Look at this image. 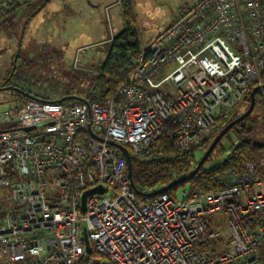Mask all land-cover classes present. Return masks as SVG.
<instances>
[{"label":"built area","instance_id":"2783aa9c","mask_svg":"<svg viewBox=\"0 0 264 264\" xmlns=\"http://www.w3.org/2000/svg\"><path fill=\"white\" fill-rule=\"evenodd\" d=\"M25 2L0 0V17ZM137 41H118L92 72L115 84L103 102L0 100V186L14 201L0 217V264H86L92 250L110 264H256L264 255V152L222 172L221 187L138 197L109 144L141 161L167 131L178 152L203 143L264 68V0H198L146 48ZM97 186L81 211L83 192Z\"/></svg>","mask_w":264,"mask_h":264},{"label":"rangeland","instance_id":"374dc122","mask_svg":"<svg viewBox=\"0 0 264 264\" xmlns=\"http://www.w3.org/2000/svg\"><path fill=\"white\" fill-rule=\"evenodd\" d=\"M197 1L130 0L142 45L146 48L160 31ZM121 11L120 0H30L14 8L0 20V87L5 82L0 100H26L28 97L16 96L17 87L24 85L64 89L67 102L74 101V96L100 94L102 82L92 72L100 68V62L109 54L111 44L106 40L111 26L116 35L124 29ZM80 47L84 49L78 50ZM169 68L171 65L162 68V74ZM248 106L240 99L234 104V115L238 117ZM245 128L248 132L243 133L244 138L264 144V111L260 105L251 111ZM217 130L216 126L210 130L207 136L210 143L219 133ZM224 141L221 145L226 146ZM201 144L193 150L197 160L208 147ZM222 162V156L212 154L207 164L217 169ZM188 187V184L180 186L176 194ZM13 205L11 186H0V214Z\"/></svg>","mask_w":264,"mask_h":264},{"label":"trees","instance_id":"16d2710c","mask_svg":"<svg viewBox=\"0 0 264 264\" xmlns=\"http://www.w3.org/2000/svg\"><path fill=\"white\" fill-rule=\"evenodd\" d=\"M30 0H26L25 4ZM120 5L122 8L123 20L125 22L124 29L118 35L115 34V38L112 43H110V50L107 58L104 63V67L108 66L110 51L114 46L120 47L117 45L118 41L121 39H126L128 37H133L138 43L137 36L138 32L135 26L134 13L130 4V0H120ZM17 7V6H16ZM11 8L4 16L0 17V20L4 19L6 15L12 11L14 8ZM97 79L102 82V89L100 94H91L85 98H80L74 96L76 101L80 100H94L97 102H103L106 97L112 94V91L115 87L114 83L105 81L104 78L96 76ZM259 82L264 84V68L260 72L259 79L254 81L249 86V91L243 97V100L249 103V92L255 87ZM5 83V82H4ZM4 83L1 84L4 85ZM17 97L23 96L24 98L38 97L40 99L55 98L56 100H65L68 96H64L66 91L64 89L57 90V88L49 85H28V86H18ZM57 93L60 94L57 96ZM22 94V95H21ZM54 94V95H52ZM67 95V94H66ZM27 98V99H28ZM260 105L264 111V87H261L255 94V104ZM253 107V109H254ZM234 108V106H233ZM233 108L225 115H221L217 118L214 127H217V131H220L227 123L233 120L236 116L234 115ZM252 109V110H253ZM251 114V112H250ZM250 114L247 115L243 120L234 124L225 135L219 140L216 144L210 155L201 165L199 171L189 177L188 179L181 181L170 188L165 192L174 196L177 193V189L182 185H189V189H199V188H218L223 185L220 181V175L222 172H225L230 169H241L243 164L246 161L257 160L261 153L264 152V144L255 143L250 137H243V133L248 132L245 128V122L250 119ZM213 127V128H214ZM232 133L233 135H230ZM225 140V141H224ZM237 140V142H235ZM227 143L221 145L222 142ZM206 143V146L204 145ZM209 138L206 137L201 146L203 148L209 145ZM200 146V145H199ZM194 149H191L186 152H178L172 146V141L169 138L168 131L165 132L157 141H155L150 149V156L147 159L142 161H137L131 159V180L135 189V193L138 197H148L150 192H153L168 183L178 179L179 177L189 174L192 169L197 164L198 160L194 156ZM227 150H230L227 153ZM212 154L223 157V162L221 166L217 169H212L207 161L210 159ZM206 165L209 166V170L205 171ZM3 213L0 214V217ZM86 264H110L106 257L101 254L94 252L93 250L88 254ZM256 264H264V255L261 256L260 260Z\"/></svg>","mask_w":264,"mask_h":264},{"label":"water","instance_id":"95a60500","mask_svg":"<svg viewBox=\"0 0 264 264\" xmlns=\"http://www.w3.org/2000/svg\"><path fill=\"white\" fill-rule=\"evenodd\" d=\"M261 87H264V84L262 85H256L255 87H253L250 92H249V106L248 108L246 109V111H244L242 114H240L238 117L234 118L233 120H231L229 123H227L220 131L219 133L214 137V139L212 140V142L208 145V147L206 148V150L204 151V153L202 154V156L199 158L197 164L195 165V167L192 169V171L185 175V176H182V177H179L178 179L172 181L171 183H168L167 185H164L163 187L153 191V192H150L148 195L151 196V195H156V194H159V193H163L165 192L168 188H170L171 186L181 182V181H184L186 179H188L189 177L195 175L201 165L203 164V162L206 160V158L209 156V154L212 152V150L214 149V147L216 146V144L219 142V140L221 139V137L236 123H238L239 121L243 120L247 115H249V113L252 111L253 107H254V104H255V94L256 92L261 88ZM3 88V87H0V89ZM29 129V128H28ZM90 134H92L94 137L98 138V136H96L95 134H93L90 130H89ZM109 144L117 147L118 149H120L125 158H126V162H127V171H128V175L131 177V157H130V153H129V150L127 149V147L121 145V144H118L116 142H112L110 141ZM102 191V188L101 186H97V187H94V188H91V189H88L86 191L83 192L82 196H81V211H84V202H85V197L87 194L89 193H92V192H101ZM82 236H83V240H84V244H85V248H86V251L87 252H90V244H89V240H88V237H87V232H86V229L83 228V231H82Z\"/></svg>","mask_w":264,"mask_h":264},{"label":"crops","instance_id":"0c3cea01","mask_svg":"<svg viewBox=\"0 0 264 264\" xmlns=\"http://www.w3.org/2000/svg\"><path fill=\"white\" fill-rule=\"evenodd\" d=\"M111 29H113L112 26H111ZM160 32H161V31H160ZM113 34H115V33L113 32Z\"/></svg>","mask_w":264,"mask_h":264}]
</instances>
